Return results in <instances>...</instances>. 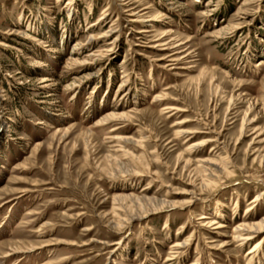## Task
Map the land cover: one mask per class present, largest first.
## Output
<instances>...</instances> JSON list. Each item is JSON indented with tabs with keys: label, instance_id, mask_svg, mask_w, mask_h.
<instances>
[{
	"label": "rangeland",
	"instance_id": "1",
	"mask_svg": "<svg viewBox=\"0 0 264 264\" xmlns=\"http://www.w3.org/2000/svg\"><path fill=\"white\" fill-rule=\"evenodd\" d=\"M263 217L264 0H0V264H264Z\"/></svg>",
	"mask_w": 264,
	"mask_h": 264
},
{
	"label": "bare ground",
	"instance_id": "2",
	"mask_svg": "<svg viewBox=\"0 0 264 264\" xmlns=\"http://www.w3.org/2000/svg\"><path fill=\"white\" fill-rule=\"evenodd\" d=\"M148 31H144V32H140V33H147ZM103 37V36H102ZM172 56V55H171ZM175 60H169L168 62H174ZM159 100V99H158ZM163 101V100H162ZM166 109V108H165ZM171 110H174L175 108L171 107L168 108ZM109 114V113H108ZM116 117L114 115H110L106 116L104 118H102L100 120L101 121H105V120H109L110 118ZM117 117H127L126 115H119ZM99 123V122H98ZM186 135L187 133L190 132H185ZM181 134V133H179ZM212 141V140H210ZM209 142V141H208ZM203 145V143H191L188 145V148H186V151L188 152V154H190V152H193V150L195 148H199V146ZM257 156V155H256ZM261 156V155H260ZM259 156V158H260ZM262 159V158H261ZM201 164L198 165L201 167V169L205 172V174L207 175H211L214 176L213 172L218 170V166H216L210 159H199L198 160ZM186 162H190L188 160H186ZM213 165V168L211 167ZM220 166V165H219ZM121 167V166H120ZM199 167V168H200ZM222 167V166H221ZM119 168V167H118ZM198 168V167H197ZM196 170V169H195ZM223 170V168H222ZM141 173V172H140ZM217 173V172H216ZM136 174V172H135ZM197 174V173H195ZM258 197H256L257 199ZM122 200H128L129 203L133 206V210L125 211V209L121 206V201ZM115 201L118 202L117 205L115 207H113V209L115 210H119L123 211L125 213H129L126 222H131L134 219H143V218H147L149 217L151 214L160 212L166 208H168V205L171 206L168 202H166L164 199H159V198H153V197H145V196H132V195H127V196H119L115 198ZM125 203V202H124ZM131 207V206H130ZM112 209V212H113ZM114 214H116L115 212H113ZM202 220H206L208 218L206 217H202ZM200 219V220H201ZM251 222V221H250ZM120 224V223H119ZM202 224V223H201ZM121 226V225H120ZM204 226V225H203ZM213 226V225H212ZM218 226V225H217ZM219 227V226H218ZM264 231V217L258 221L249 223V224H240L239 226L235 227L234 229V237L233 239L235 241H239V242H248L249 240L255 238L256 234L261 233ZM193 234V232L191 233V235ZM190 235V236H191ZM50 245L49 244H44L42 246H47ZM180 245V244H179ZM17 246V245H16ZM178 246V245H177ZM173 247V246H172ZM40 248L38 246H34V245H30V248H26L24 251L21 250V248L19 247H15L14 250H12V253H8L6 252L4 257H8V256H12L13 254H15L16 252H20V253H30L33 250ZM45 248V247H44Z\"/></svg>",
	"mask_w": 264,
	"mask_h": 264
}]
</instances>
